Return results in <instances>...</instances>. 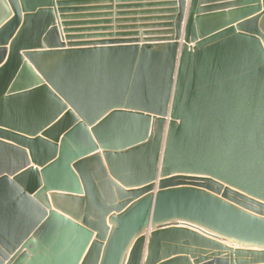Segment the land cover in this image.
<instances>
[{"label":"water","instance_id":"1","mask_svg":"<svg viewBox=\"0 0 264 264\" xmlns=\"http://www.w3.org/2000/svg\"><path fill=\"white\" fill-rule=\"evenodd\" d=\"M114 1L0 0V264H264V0Z\"/></svg>","mask_w":264,"mask_h":264},{"label":"crops","instance_id":"2","mask_svg":"<svg viewBox=\"0 0 264 264\" xmlns=\"http://www.w3.org/2000/svg\"><path fill=\"white\" fill-rule=\"evenodd\" d=\"M84 1L87 2V3L85 5H83L82 7H88V8H92V9H105L108 6L109 7H115L116 5H123V4H117L114 0H111L112 2L111 3H108V4H106V3L94 4V2H104L106 0H84ZM93 7H97V8H93ZM187 10H188V0H187V6H186V12H185V14L187 13ZM89 13H95V14L96 13H101V14H103L105 12H103V10H98V11H93V12H89ZM137 17H140V16H137ZM92 18H94V17H92ZM131 18H135V17H131ZM110 19L113 20V19H115V17L114 18H102L101 17V19H98V20L92 19V20H88V21H102L103 22V21H108ZM113 26H115V24L112 23V27ZM111 29L112 30H108V31L91 32L89 34L90 35H104V36H108V35H118L119 36V39H132L134 37L135 38L136 37L139 38L138 35L141 32V31H118V32H115V31H113V28H111ZM129 33L132 34V35L130 36ZM128 36H130V37H128ZM93 41H95V40H93ZM179 43L181 44L182 42H179Z\"/></svg>","mask_w":264,"mask_h":264}]
</instances>
